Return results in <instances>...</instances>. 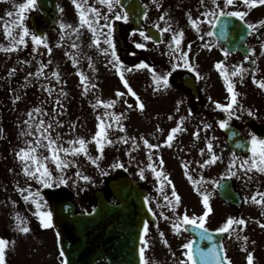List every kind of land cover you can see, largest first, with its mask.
<instances>
[{
  "label": "rangeland",
  "instance_id": "rangeland-1",
  "mask_svg": "<svg viewBox=\"0 0 264 264\" xmlns=\"http://www.w3.org/2000/svg\"><path fill=\"white\" fill-rule=\"evenodd\" d=\"M71 1L58 0V24L52 30L46 32L44 36L46 45L36 44L31 40V34L33 33L30 28V17L39 13L36 4L20 13L18 6L21 3H25L26 0H4L0 2V84L3 85V89L4 85H8L11 80H14L19 87L21 95V100L15 110L8 111L4 115L0 113V197L8 198L6 201L10 200L11 206L15 204L16 207L20 206L13 199L15 197L13 193L19 189L18 187L31 192L45 190L44 187H48L52 195L58 198L70 199L77 205L78 211H85L84 209L90 210L95 205L94 194L98 190L104 191L110 201H113L108 182L110 179H114L124 173L144 178L146 184L151 185L148 180H153V175L152 168H149L148 164L154 165V160H156V163L162 168L166 167L165 170L167 171L173 165V158L169 154L166 156L162 155L159 147L150 149L143 142L144 139H147L150 144L157 145L153 135L154 116L155 111H157L154 100L157 93L154 91L155 86L149 82L152 81V77L142 73V67L137 68L135 66L143 62L149 68H153L152 65L155 61L160 62L175 56L180 58L181 52L185 51L192 57L195 47L197 50L194 57H192L194 68L204 73L210 80L211 68L216 64H214L213 60L210 61L209 67L206 64L210 56H205V52L200 49L204 47V43L201 40H196V42L193 40L197 39L199 31L192 27L188 16H200L198 18L200 21L199 30H202L203 33H208L214 18L211 16L205 18L203 13L209 9L215 10L211 0H204L203 4H201V0H141L147 6L146 25H154L159 30L168 28L170 25L171 30L162 31L163 37L159 44H154L145 39L144 36L146 34L144 31L141 32L144 35H141V33L130 35V42H133L134 45L131 50L132 55L128 58L116 54V57L119 58V67L116 66L117 61L112 57L111 50H109L107 55L101 50L109 48V45L103 42L108 32L106 25H111L112 42L114 24L118 22L121 25H125V21L122 18H115L116 15L122 17L119 3H114L112 10L109 11L108 6L101 4L99 0H87L86 9L95 7L100 12L98 35L101 43L97 46L93 43L91 30L86 25H80L77 9L76 7L74 9L73 5L69 3ZM217 4L223 10L236 11L237 8L232 6L225 8L223 0H218ZM240 4L243 3L240 1ZM169 8L172 10L170 15L173 24L175 20L174 29L173 24L166 18L160 19ZM173 8H176V13H174ZM67 9H69V12ZM246 9L249 15L250 7L246 6ZM256 9L258 14L256 17L259 20L261 19L259 15H264V6ZM20 15H23L24 25L29 29V35L25 37L26 44L17 43L16 50L4 51L3 48H8L12 45L11 37L5 35L4 25H9L12 36L19 34L21 31L18 27ZM88 15L89 18H94V14L89 13ZM152 15H156V21ZM105 16L108 18L107 20L104 19ZM193 19H197V17H193ZM210 20L211 22H209ZM252 21H254L253 17ZM62 24L71 25L72 27H61ZM73 28L77 30L73 31ZM181 29L184 32V40L181 41L179 46L180 51H176V46L172 43V35ZM101 32L103 35H100ZM186 39H188L187 43L184 44L183 41L186 42ZM188 42L192 44L190 45ZM74 44L77 47H73ZM138 44H143L145 47H138ZM113 45L115 47L114 42ZM215 47H217L216 44L214 45ZM49 48L51 49L50 52ZM219 51H221L220 48ZM188 55L184 60L189 59ZM74 61H77V63H74ZM224 67L229 73L231 72L227 68V64ZM172 68L174 69L175 65ZM41 69L43 75H37L38 70ZM145 69L147 68L143 70ZM53 72H58L59 79L52 75ZM80 73H83L88 78L89 91L87 93H85L84 85L81 83ZM121 73H123L124 79L128 81V86L137 93L140 102L144 104L142 110L138 106L136 97L128 92L123 80H121ZM230 78L237 81L239 93H241V90L246 95L247 93H253L255 95L253 97L257 100L264 96V89L260 88L257 83V81H260L259 78H254L251 81L252 85L248 91L245 88L249 84L247 82L249 79L245 75H243L242 79L240 75ZM117 91L124 94L116 96ZM8 93L12 94L9 87L5 92L3 90L2 96ZM226 94V97L229 98L230 94L228 92ZM97 100H113L114 103L111 107L106 108L104 104L97 106ZM37 108L40 109L39 112L35 111ZM105 112L113 115L105 116ZM29 113H31V117ZM98 116L102 117L106 123L112 125L107 129V132L108 139L113 142L105 144L103 153H100L96 144L91 142L92 136L98 130ZM114 116H120V120L117 122ZM40 121H44L46 126L51 125V135L53 138L59 136L58 143L65 148L78 147V144L70 145L68 141L84 137L89 141L87 145L88 154L72 155L69 152L67 155L68 166L61 172L55 167L50 158L44 159L49 157V152L43 147L47 142L43 141L39 133L36 132V127ZM120 124L124 126L123 130L120 129ZM121 138L128 142L124 143ZM37 139H41V146L37 148L36 155L47 163L52 173L51 186L25 175L23 164L16 155L21 147L28 146L27 141L31 140L35 144ZM202 142H199L200 145L197 146L198 148L196 147L195 151L194 148L191 151H187L189 161L193 152L201 154L194 167L190 164L192 171L196 173H200L203 167V155L199 148ZM149 155L152 157L151 160L148 159ZM61 156L63 157L64 154L61 153ZM93 160L96 162L93 163ZM161 160L163 164L160 163ZM141 170H143V175H141ZM245 170L244 174L246 177L249 172L246 173ZM252 171L255 176L261 175L260 172ZM37 175L39 174L37 173ZM165 175L171 180V190L173 187L176 188L177 183L173 180V174L168 172ZM83 176H87L89 179L84 180ZM61 179L65 182L61 183ZM189 184L187 183L186 187L180 189L181 204L177 208L189 210L188 214L190 217L195 216L198 218L206 210L202 205V192L198 190V184L194 185L191 181H189ZM200 185L205 191L204 183L200 181ZM18 192L22 201L27 191L21 192L18 190ZM167 197L168 200L163 204H159L158 196L154 200L155 205L153 204V207L156 208L154 210L156 218L153 223L148 224V231L145 233L147 243L143 246L146 258L148 256L153 257V262H150L148 258L147 264H175L176 261H168L167 258L171 256L182 257L187 251L182 247L188 241L187 236L182 230L177 232L172 227V224L182 214L176 213L174 210H171V212L169 209H164L170 200L169 194H167ZM211 206L212 208L214 207L215 216L220 214L222 216V212L224 216L233 214L231 210L227 209L220 211L222 206L218 200H213ZM256 215L259 216L260 212H256ZM162 218L165 219L161 221ZM243 219L245 220V218ZM210 221H212L211 218H206V224ZM2 222L9 223L7 220ZM167 225H169V231ZM261 225H264V219H256L255 217L254 220L249 221V224L241 226L239 229L233 224L230 230L226 232H231V236L236 232L235 238L237 240L247 237L246 241L249 239L251 242L260 241L263 246L264 227ZM38 239L46 242L47 249H32V264H61L60 258L55 251L57 248L53 244V241H55L54 233L47 231L39 235ZM225 245L231 246V237L225 241ZM26 247H29V244H26ZM246 254V247L244 249L241 248L239 256L242 257ZM167 255L168 257L166 258ZM176 264H186V262H182L180 259Z\"/></svg>",
  "mask_w": 264,
  "mask_h": 264
},
{
  "label": "flooded vegetation",
  "instance_id": "flooded-vegetation-1",
  "mask_svg": "<svg viewBox=\"0 0 264 264\" xmlns=\"http://www.w3.org/2000/svg\"><path fill=\"white\" fill-rule=\"evenodd\" d=\"M240 0H236L235 4H239ZM234 4V5H235ZM125 25H119L120 30V40L123 44V49L125 54L130 57L132 55V49L134 48L133 42H130L128 37V28H130V23L128 19H124ZM127 20V22H126ZM263 43V45H262ZM221 50L224 49L223 46L217 44ZM246 45L251 48V57L260 63L261 57L264 55V31L251 30L249 37L247 38ZM239 54H227V58H230L233 61H236L240 65H246L245 59L239 58ZM224 57V53L221 51L220 54L212 53L210 61L213 60L214 64L221 61ZM260 59V60H259ZM264 63V58H263ZM189 65V64H188ZM216 65V64H215ZM214 65V66H215ZM259 70V69H258ZM210 78H207L204 73L198 71L196 68H189L184 66L181 70L177 69H168V83L165 86L163 83L157 85L154 82V91L157 93L155 95V125L156 130L165 136H168L170 130L173 127H176L178 122H180L183 117V123L181 128L183 131H179L174 134V139L170 142L171 146L165 143L166 138L159 137L158 144L163 145L165 149L170 152V155L173 158V170L170 171V174H173V180L177 183L175 188L177 194L179 195L180 189L187 186L188 177L185 176V172L188 173L191 170L190 163L188 161L187 151L192 150L198 141H203V167L199 175L203 178L204 185L206 187V192L212 198H217L218 202L221 204L220 211L224 209L231 210L233 212V219L239 220L245 218L246 222L244 225L249 224V221L258 218L264 219V206L253 203L251 197L257 193V191L264 192V176L259 175L255 176L253 171H246L247 168L240 167V164L251 157L243 156L238 153H233L228 145L227 137L225 135V128H221L219 122L225 120L228 122V126H234L242 131L246 140L250 143L251 134H254L249 127L254 123H257L264 130V96L260 97L259 100L252 102V96H249L245 101H243L242 108L234 106L236 109V114L231 118L228 115V112L224 111L221 108L216 107L215 102L219 103H228V98L224 95V90L220 84V71L218 69L211 68ZM190 73L194 76L196 81V89L187 87L184 80H179L180 76ZM245 75L254 76L257 74V70H248L244 72ZM249 82V80L247 81ZM250 110V112H249ZM210 125V127L205 128L204 125ZM162 132V133H161ZM198 132V136L194 133ZM200 136V137H199ZM201 138V139H200ZM261 138V137H260ZM211 143L213 145L211 152L207 148V144ZM251 145V143H250ZM251 149V147H250ZM212 153H215L219 159L214 164H204V161L208 160ZM235 160V165L232 164V161ZM187 165V167H185ZM246 169V170H245ZM245 172H249L248 176L245 177ZM234 173V175L232 174ZM166 176L165 174H163ZM167 177V176H166ZM229 178L233 181L234 187L240 192L242 197V205L235 207L228 203H225L221 200L218 194V184L220 180ZM140 183H144V178L138 179ZM151 185H146L145 188V197L149 206L153 207L154 200L158 194H167L171 193V180L167 177V180L163 177H155L154 180H148ZM170 181V182H169ZM141 185V184H140ZM143 185V184H142ZM141 185V186H142ZM143 187V186H142ZM45 190L41 191H32L33 193L39 192L40 197L42 198V210L49 211L51 208L53 200H57L56 196L52 195V192L48 187H44ZM15 196L17 192L13 193ZM173 198V197H172ZM1 199V197H0ZM16 200V197H14ZM259 199V197H257ZM153 200V203H152ZM1 204V200H0ZM10 205V203H8ZM180 203L177 204L180 206ZM155 205V204H154ZM50 206V207H49ZM6 212L2 213V207L0 206V237L8 236L9 234L6 231V223L2 222L6 219H13L14 215L11 213L10 207ZM214 209V208H213ZM261 211L262 213L258 217L256 212ZM35 205L30 210L23 211L21 216L26 219L27 226L30 228L28 233H22L19 231V235L25 236L21 237L22 242H19V246L23 245V251L17 250V248H10L6 251L8 254L7 262L11 264H32L31 250H42L43 248L39 245L41 240H37L38 236L42 233H45L51 229V227L45 228L42 226L41 221L38 217L35 216ZM259 211V212H260ZM51 212V210H50ZM255 213V215H253ZM221 215V214H220ZM212 216V221L207 223V227L216 230L217 228L223 227L222 216ZM207 218V219H208ZM238 227L239 224H234ZM237 233L234 235V240L236 239ZM15 238V237H14ZM29 240V241H28ZM37 240V241H36ZM34 242V244H33ZM26 244H33L32 246L26 247ZM22 248V247H19ZM260 250L259 246L256 251ZM229 259L232 264H240V251L237 245L228 247ZM7 256V255H6ZM256 260V254L254 255ZM257 261V260H256Z\"/></svg>",
  "mask_w": 264,
  "mask_h": 264
},
{
  "label": "snow or ice",
  "instance_id": "snow-or-ice-1",
  "mask_svg": "<svg viewBox=\"0 0 264 264\" xmlns=\"http://www.w3.org/2000/svg\"><path fill=\"white\" fill-rule=\"evenodd\" d=\"M73 4L75 5L78 15H79V23L81 26H87L89 30H91V32L93 33V43L97 46L100 45L101 41L98 35V20L100 18V12L98 9H96L95 7H88L86 10L84 8V4H87V0H83V4L78 2V0H72ZM99 2L101 4H106L108 6V10L111 11L114 3H119V0H99ZM204 3V0H201V4ZM212 5L216 6V8L220 9L219 12L209 9L208 11H205V13H203V15L205 16V18L211 16L215 19H219L221 16H236L239 17L241 20H243L247 15L248 12L247 11H224L222 8H220V5L217 4V0H211ZM236 3V0H223V5L225 8H227L228 6H232ZM243 5L248 6V7H254L256 5H264V0H242ZM36 4V0H26L25 3H21L19 4V10L20 13H23V11L25 9L31 8L33 6H35ZM89 13L94 14V18H89ZM10 15V14H9ZM116 19H120L122 18L120 15H116L115 16ZM124 19H127V16L124 15L123 16ZM165 17L162 15L160 17L161 20H163ZM20 19V23L18 25V27L21 29L20 33H19V40L17 41L16 38L14 36H12V31L9 27L8 24L4 25L5 28V35L8 37H12V45L11 47L8 48H3L4 51H13L16 50V46L17 43L19 44H26V40L25 37L29 35V29L24 25V17L23 15L19 16ZM105 20H107L108 18L105 16L104 17ZM189 22L192 25L193 28H195L197 31H199V19H193L190 15H189ZM211 22V20L209 21ZM257 24L264 26V20H260L257 21L256 24L254 23H249L247 25V28L250 30H255ZM61 27H72L71 25H61ZM106 27L108 28V32L104 37V43L109 45V48H105V49H101L105 55L108 54L109 50H111V55L114 58V60L117 61L116 66L119 67L118 64V60L119 58L116 57V53H115V47L113 45L112 39H111V25L107 24ZM77 29L73 28V31H76ZM171 30V26L169 25L168 28L165 29H161V31H169ZM100 35H103V33L101 32ZM141 35H144V33H141ZM208 35H212L211 32L208 33ZM184 37V32L183 30H179L178 32H174L172 35V43L175 44L176 46V51H180V44L181 41ZM145 39H151L150 36H144ZM31 40L36 43V44H45L46 45V40L44 37L36 35V34H31ZM138 47H145V45L143 44H138ZM73 47H77L75 44L73 45ZM51 51V49L49 48V52ZM188 55L187 52H181V57L180 58H186ZM225 55H227V52H225ZM74 63H77V61H74ZM185 66H189L187 64V60L185 59ZM135 67L137 68H147L148 65L144 64L143 62L139 65H136ZM215 67L220 70V74L224 79L225 82V86L227 89V92L230 94L229 98H228V103H219V102H215L216 103V107L217 108H221L224 111L228 112L229 117L231 118L232 116H234L236 114V109L234 108V106L238 107V108H242V105L238 104V93L235 90V84L233 82V80L230 77H236L237 75L241 76V79L243 78V73L246 71L242 66H236L233 68V70L229 73L227 71V69L224 67V62L223 61H219L216 63ZM153 71V81L159 85L161 83H163L165 86L168 83V76L167 75H157L155 74V70L152 69ZM37 75H43V71L38 70ZM52 75L56 78L59 79V74L58 72H53ZM121 80H123L125 86L128 89V92L131 93L132 96L136 97L137 102H138V106L139 108L142 110L144 108V104L142 102H140V98L137 95V93L135 91L132 90V88L130 86H128V81L124 79L123 73H121ZM80 79H81V83L84 85V91L85 93H87L89 91L88 88V78L83 74L80 73ZM258 86L262 89H264V80H260L257 81ZM95 87V86H93ZM124 93L117 91L116 92V96H122ZM17 99H19V97H17ZM114 101L110 100V101H102V100H97V106L100 104H104V106L106 108H109L113 105ZM36 112H39L40 109L37 108L35 109ZM250 112V110H249ZM105 116H111L113 114L105 112L104 113ZM29 116L31 117V113H29ZM97 119L99 120V123L97 125V131L95 132V134L92 136L91 138V142H94L96 144V147L98 149V151L100 153H103L104 150V146L105 144H111L113 141H111L110 139H108V132L107 129L110 128L112 125L110 123H106L102 117L98 116ZM114 119L118 122L120 120V116H114ZM183 123V117L181 118L180 122H178L176 127H173L168 136L167 139L165 140V143L168 144L169 146H171L170 142L174 139V134L179 132V131H183V129L181 128V124ZM220 127L224 128L228 126V122L225 120H221L219 122ZM29 127H31V125H29ZM120 129L123 130V125L120 124L119 125ZM205 128L210 127V125L205 124L204 125ZM51 129V125H45L44 121H40V123L37 125L36 127V132L39 133L40 137L42 138L43 141H46L47 143L43 145V147H45L48 152H49V157L44 158L45 160L47 159H51V161L55 164V167L57 169H59L61 172L63 171V169L65 167L68 166L69 161L67 160V155L69 154V152H71L72 155H76V154H80L83 153L85 155L88 154V149H87V145L89 143V141H87L84 137H78L76 140L74 141H68V143L70 145H75L78 144V147H72L71 149L69 148H65L63 147L61 144L58 143L60 137L57 136L55 138H53V136L51 135L50 132ZM194 135L198 136V132L194 133ZM121 140L124 143H127L128 141L121 138ZM144 144L148 147V148H155L158 147V145H154V144H150L149 141L147 139H144ZM27 147H21L19 149V151L16 153L18 159L21 161V163L23 164V172L25 173V175L37 179L39 180L41 183H44L48 186H51L50 181L52 179V173L49 170L47 163L42 161L37 155V148H39L41 146V139H37L35 141V144H33V142L31 140L27 141ZM251 157L245 161H243L240 164V167L242 168H247L248 171H252L255 170L257 172L260 173H264V138H260L258 136H256L255 134H251ZM138 147V145H137ZM213 145L211 143L207 144V148L208 150L211 152ZM204 150L201 149V152H203ZM61 153L64 154V156H61ZM148 159L151 160L152 157L151 155L148 156ZM219 159V157H217L215 155V153H212L210 158L206 161H204V164H214L216 163V161ZM96 161L93 160V163H95ZM161 164H163V161H160ZM236 161L233 160L232 164L235 165ZM203 166V165H202ZM149 168L153 169V172L156 174V176L158 178L163 177V179L167 180V177L163 175L162 172L160 171H156L155 168H153V165L150 163L148 164ZM185 167H187V165H185ZM37 173L39 175H37ZM234 175V173H232ZM79 175V174H78ZM141 175H143V170H141ZM185 176L188 177V179L194 184H198L200 181H196L193 180L192 176L186 171L185 172ZM84 180L89 179V177L87 176H83L82 177ZM203 178H201L202 180ZM61 183H64L65 181L63 179H61L60 181ZM170 182V181H169ZM30 187V186H29ZM21 192H25L27 191V195L23 196V199L25 201H29L31 200V202L35 205V216L38 217L41 221V224L43 227L48 228L51 227V221H52V213L50 211H46V210H42V198L40 197L39 192H31L28 191L27 189H18ZM172 196L174 198V201L176 204L180 203V196L177 194L175 188L173 187L172 189ZM203 196V206L206 209L202 215H200L198 218L195 216L190 217L187 212H185L182 216L177 218V221L175 223L172 224V227L175 231L179 232L181 227L183 225L186 224H192V225H197L200 229H202L203 231H201V236H205L207 229L205 227L206 225V218L209 216V213L212 211V208L209 206V195L202 193ZM257 197H259V199H257ZM165 200H168V197L165 196L164 197ZM251 200L253 201V203H256L258 205L264 206V192L261 191H257V193L255 195H253L251 197ZM15 220H16V227L18 229V231L22 232V233H28L30 231V228L27 226V221L25 218H23L19 213L15 214ZM246 223V221L244 219H239V220H235L232 217L227 218L226 222L224 223L223 227L217 228L216 231L219 232H226L229 231L231 226L233 224H239V225H244ZM262 227H264V225H261ZM148 231V225L145 224L144 225V233H147ZM209 240L212 239V237L209 235L207 237ZM141 240L144 241V243L146 244L147 241L144 239V236H141ZM244 240H247V237H244ZM10 243H13L9 240H6L2 237H0V264H5V254H6V249L9 247ZM182 247L184 249H186L187 251L184 253V255L187 256V261L190 262V264H196V261L194 259V255L192 252V241L189 240L187 243L183 244ZM140 254H141V264H146L145 260H144V248L140 249ZM200 254H201V259L204 260L205 264H209V260L212 262V264H224V261H227V264H232L231 260H228V258L226 256H224L223 258H221L220 253L217 251V248L215 246H213L212 248L208 249L207 252H205L204 249H200ZM61 255H63V253H61ZM247 264H253V254L252 253H248L247 257Z\"/></svg>",
  "mask_w": 264,
  "mask_h": 264
},
{
  "label": "water",
  "instance_id": "water-1",
  "mask_svg": "<svg viewBox=\"0 0 264 264\" xmlns=\"http://www.w3.org/2000/svg\"><path fill=\"white\" fill-rule=\"evenodd\" d=\"M37 1L44 12V17H33L32 24L40 34L41 23L51 24L54 0ZM121 3L134 25L140 28L144 8L138 0H121ZM229 26L234 28L229 29ZM241 26L239 18L221 16L212 32L224 43L228 51H242L247 55L248 50L243 47L247 32L245 34V29H241ZM148 33L156 41L159 40L154 29H149ZM226 133L233 149L240 152L248 151L249 145L244 143L240 132L227 128ZM109 186L113 195L120 200V204H110L104 192L97 191L95 193L97 205L90 214H74L75 205L69 200L53 202L52 220L59 235V245L65 256V264H96L103 260V257H106L110 264H139V240L148 216L144 194L127 177L112 180ZM221 194L230 203L239 204L241 201L231 187L230 181L222 183ZM189 230L197 237L192 243V252L197 258V255H200L201 244L209 240L206 237L209 233L206 232L202 237L200 233L203 230L199 227L190 226ZM210 236L220 241L221 236L218 234Z\"/></svg>",
  "mask_w": 264,
  "mask_h": 264
}]
</instances>
